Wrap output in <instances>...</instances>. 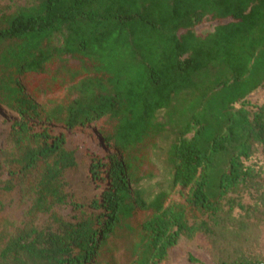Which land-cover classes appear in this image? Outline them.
<instances>
[{"label": "trees", "instance_id": "obj_1", "mask_svg": "<svg viewBox=\"0 0 264 264\" xmlns=\"http://www.w3.org/2000/svg\"><path fill=\"white\" fill-rule=\"evenodd\" d=\"M263 85L264 0L0 5V264L264 263Z\"/></svg>", "mask_w": 264, "mask_h": 264}, {"label": "rangeland", "instance_id": "obj_2", "mask_svg": "<svg viewBox=\"0 0 264 264\" xmlns=\"http://www.w3.org/2000/svg\"><path fill=\"white\" fill-rule=\"evenodd\" d=\"M21 0H0V5L7 4L10 2H18ZM215 22L206 19L202 23L198 24L194 28V32L197 35H205L206 33L213 30ZM247 107L253 110L256 106H264V85L246 97ZM17 120V117L10 112L6 111L0 107V127L7 128L8 124H4L3 121ZM58 129V128H56ZM75 134L79 137L87 138L90 142H98V136L94 129L89 126L78 128L75 130ZM163 143V142H162ZM164 144V143H163ZM166 146V144H164ZM162 150V149H161ZM159 150L156 151L152 156L154 170L153 177L143 182V187L145 191H157V190H168L170 186V170L167 163L164 160V153ZM248 165L254 167V169L264 170V144H259L256 146L255 152L252 157L246 162ZM77 175V174H76ZM175 197L177 194H173ZM262 252L264 253V235L261 241Z\"/></svg>", "mask_w": 264, "mask_h": 264}, {"label": "built area", "instance_id": "obj_3", "mask_svg": "<svg viewBox=\"0 0 264 264\" xmlns=\"http://www.w3.org/2000/svg\"><path fill=\"white\" fill-rule=\"evenodd\" d=\"M258 264H264L263 262H259Z\"/></svg>", "mask_w": 264, "mask_h": 264}]
</instances>
